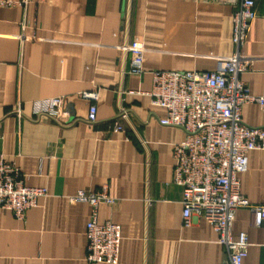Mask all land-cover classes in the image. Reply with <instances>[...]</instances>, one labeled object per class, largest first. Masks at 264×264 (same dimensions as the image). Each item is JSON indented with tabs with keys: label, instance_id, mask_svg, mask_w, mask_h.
Instances as JSON below:
<instances>
[{
	"label": "crops",
	"instance_id": "obj_1",
	"mask_svg": "<svg viewBox=\"0 0 264 264\" xmlns=\"http://www.w3.org/2000/svg\"><path fill=\"white\" fill-rule=\"evenodd\" d=\"M241 75L252 94L264 89V0ZM228 5L194 0H32L26 8L0 6V155L16 164L29 187L48 195L24 219L0 207V264H89L87 224L92 206L73 203L80 191L107 187L114 204H100L99 223L119 225L117 264H224L218 232L193 215L183 222L182 189L173 182L174 147L185 134L160 124L152 105L150 72L214 71L234 55ZM145 45L142 75L129 73V45ZM98 92L97 122L81 94ZM60 98L67 121L34 114V103ZM19 108L21 115L16 113ZM127 119H120L122 112ZM243 120L264 126L255 104ZM124 128L114 132L117 124ZM241 193L264 205V150L248 153ZM246 233L243 264H264V228L246 208L236 213L233 238ZM108 264V263H100Z\"/></svg>",
	"mask_w": 264,
	"mask_h": 264
},
{
	"label": "built area",
	"instance_id": "obj_2",
	"mask_svg": "<svg viewBox=\"0 0 264 264\" xmlns=\"http://www.w3.org/2000/svg\"><path fill=\"white\" fill-rule=\"evenodd\" d=\"M206 4L228 5L235 9L233 16L234 55L219 63L214 71L150 72L151 103L165 109L160 124L178 128L185 134L183 142L174 147L173 182L182 189L183 222L191 223L193 215L206 220L219 234L227 260L224 264H243L250 246L246 233L233 238L236 213L241 208L253 215L256 226L264 228V205L252 204L241 193L239 174L248 169V153L264 150V126H251L243 120V108L255 104L264 112V89L254 95L241 75L252 69V59L245 53L249 32L258 16L254 0H194ZM32 0H0L3 8H26ZM129 73H145V45L134 41ZM81 96L91 103L89 123L97 122L98 92ZM16 113L21 115L19 108ZM34 114L67 124L63 100L52 98L34 103ZM120 119H127L122 112ZM114 132L124 131L119 123ZM48 195L45 187H29L22 180L15 163L0 155V207L24 219L28 210ZM73 203L86 202L92 206V218L87 224V262L117 264L121 230L107 221L99 223L97 208L112 205L115 199L104 187L99 192L80 191L70 197Z\"/></svg>",
	"mask_w": 264,
	"mask_h": 264
}]
</instances>
